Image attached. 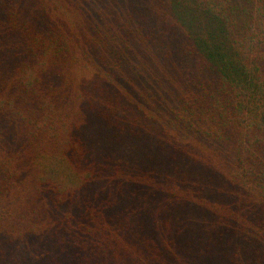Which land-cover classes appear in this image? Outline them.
Wrapping results in <instances>:
<instances>
[{
    "label": "trees",
    "instance_id": "1",
    "mask_svg": "<svg viewBox=\"0 0 264 264\" xmlns=\"http://www.w3.org/2000/svg\"><path fill=\"white\" fill-rule=\"evenodd\" d=\"M0 264H264V0H0Z\"/></svg>",
    "mask_w": 264,
    "mask_h": 264
}]
</instances>
